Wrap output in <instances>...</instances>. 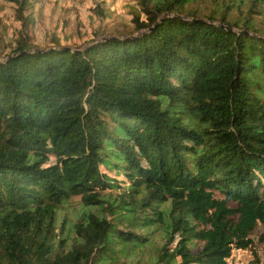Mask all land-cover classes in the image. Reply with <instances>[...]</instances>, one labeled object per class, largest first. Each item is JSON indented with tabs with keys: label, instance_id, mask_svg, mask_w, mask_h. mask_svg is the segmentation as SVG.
I'll list each match as a JSON object with an SVG mask.
<instances>
[{
	"label": "trees",
	"instance_id": "16d2710c",
	"mask_svg": "<svg viewBox=\"0 0 264 264\" xmlns=\"http://www.w3.org/2000/svg\"><path fill=\"white\" fill-rule=\"evenodd\" d=\"M137 1L139 35L40 49L22 27L0 50V264H227L259 226L264 246V33Z\"/></svg>",
	"mask_w": 264,
	"mask_h": 264
},
{
	"label": "rangeland",
	"instance_id": "374dc122",
	"mask_svg": "<svg viewBox=\"0 0 264 264\" xmlns=\"http://www.w3.org/2000/svg\"><path fill=\"white\" fill-rule=\"evenodd\" d=\"M105 0H0V50L6 42L11 43L20 37L21 28L28 39L32 40L31 47L46 49L55 45H66L71 48H83L92 39L99 41L110 37L136 36L135 16L144 17L140 3L137 0H108L115 2L112 9L99 8ZM256 0H200L192 5L199 13L221 16L227 7L229 19L242 22L250 18L260 32L264 33V8L254 6ZM133 4H136L133 6ZM104 9V10H102ZM204 16V15H203ZM159 17L156 23L163 19ZM9 50V49H8ZM7 50V51H8ZM6 53L0 55L3 61ZM216 198L224 199L218 192ZM81 197L72 198L59 213V225L64 217L67 225L80 210ZM229 206L237 205L229 202ZM133 231V230H129ZM261 227L253 235L255 244L241 253H233L227 264H253L254 252L261 257L264 246L258 243ZM151 247L145 250V258L153 254Z\"/></svg>",
	"mask_w": 264,
	"mask_h": 264
},
{
	"label": "built area",
	"instance_id": "2783aa9c",
	"mask_svg": "<svg viewBox=\"0 0 264 264\" xmlns=\"http://www.w3.org/2000/svg\"><path fill=\"white\" fill-rule=\"evenodd\" d=\"M244 251H245V250L234 248L232 254H233V253H241V252H244ZM230 258H231V257H230ZM230 258H229V259H230ZM229 259H227V263H228V260H229Z\"/></svg>",
	"mask_w": 264,
	"mask_h": 264
}]
</instances>
